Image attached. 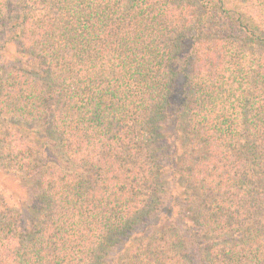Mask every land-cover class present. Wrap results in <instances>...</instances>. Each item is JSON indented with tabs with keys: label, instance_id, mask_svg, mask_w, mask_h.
I'll list each match as a JSON object with an SVG mask.
<instances>
[{
	"label": "trees",
	"instance_id": "trees-1",
	"mask_svg": "<svg viewBox=\"0 0 264 264\" xmlns=\"http://www.w3.org/2000/svg\"><path fill=\"white\" fill-rule=\"evenodd\" d=\"M0 175V264H264V0H0Z\"/></svg>",
	"mask_w": 264,
	"mask_h": 264
},
{
	"label": "rangeland",
	"instance_id": "rangeland-1",
	"mask_svg": "<svg viewBox=\"0 0 264 264\" xmlns=\"http://www.w3.org/2000/svg\"><path fill=\"white\" fill-rule=\"evenodd\" d=\"M14 49V46L9 45L6 55L10 56L13 53ZM0 188H3L8 194H10V192L19 191L20 184L14 178L3 177L2 175H0Z\"/></svg>",
	"mask_w": 264,
	"mask_h": 264
}]
</instances>
